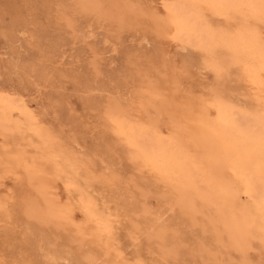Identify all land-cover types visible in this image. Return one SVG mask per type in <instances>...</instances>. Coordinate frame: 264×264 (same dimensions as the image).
Masks as SVG:
<instances>
[{
    "label": "rangeland",
    "instance_id": "1",
    "mask_svg": "<svg viewBox=\"0 0 264 264\" xmlns=\"http://www.w3.org/2000/svg\"><path fill=\"white\" fill-rule=\"evenodd\" d=\"M90 2L0 0V104L14 107L11 122L0 114V264H264L263 238L241 246L213 229L124 134L157 128L193 171L215 169L216 144L201 134L220 101L245 116L264 110V74L255 84L231 44L248 35L264 50V16L187 0ZM185 4L211 31L209 48L171 36ZM61 167L76 185L54 176ZM83 192L110 216L109 242L77 235ZM53 202L75 203L72 224L47 213Z\"/></svg>",
    "mask_w": 264,
    "mask_h": 264
},
{
    "label": "bare ground",
    "instance_id": "2",
    "mask_svg": "<svg viewBox=\"0 0 264 264\" xmlns=\"http://www.w3.org/2000/svg\"><path fill=\"white\" fill-rule=\"evenodd\" d=\"M81 1L91 3V0ZM202 2L222 14L238 11L264 16V0H187V3L191 5ZM185 6L182 8L183 13H177L169 27L171 36L175 40L184 36L189 42L209 48L213 42L211 31L199 17L196 6L190 7L186 4ZM187 10H189L188 13ZM231 44L237 52L253 62L250 66L252 80L255 84L262 85L264 50L258 41L251 36L243 35L234 39ZM219 66L221 65L219 64L217 69L221 68ZM13 112L12 104H7L5 101L0 104L3 122H11ZM217 115L208 123V126L203 127L201 135L203 140H206L204 138L208 136L216 144L214 153L217 154L218 163L215 169L203 175H199L196 169L193 171V162L189 161L181 147L166 141L157 128L126 125L124 134L136 147L137 158L144 165L156 169L161 174H167L166 176L174 183V190L182 203H186L203 215H208V221L213 229L224 230L236 243L246 246L255 238L264 239V110L255 117L245 116L237 113L226 105L224 100H221ZM210 129L213 130V136L208 134ZM38 133L32 134L41 139ZM230 165H234L232 170H229ZM67 174L71 175V171L61 167L54 176L57 175L60 178L61 176L58 175L66 176ZM71 176L67 177L71 179L69 185L74 186L77 184V179ZM240 181L243 185L239 184ZM62 182L65 183L64 180ZM48 187L49 184H42L40 192L46 195ZM65 187L69 188V186ZM84 192L80 194L82 198L78 207L86 215V222L83 224L85 228L80 225L83 230H79L77 235L83 242H86L88 237V240L92 237L94 242L101 244H104L105 240L109 242L113 234V226L110 224L112 222L108 219L110 216L97 210L91 197ZM72 205L75 206V203L61 209L53 202L47 213L61 218L69 225L73 223L74 218ZM101 247L104 249L103 245ZM101 247L96 249L100 250ZM105 255L108 256L107 253Z\"/></svg>",
    "mask_w": 264,
    "mask_h": 264
}]
</instances>
